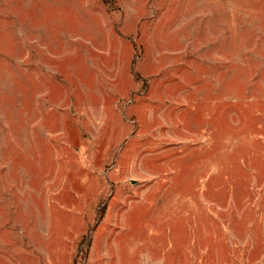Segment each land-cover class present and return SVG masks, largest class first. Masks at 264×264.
<instances>
[{
  "label": "rangeland",
  "instance_id": "1",
  "mask_svg": "<svg viewBox=\"0 0 264 264\" xmlns=\"http://www.w3.org/2000/svg\"><path fill=\"white\" fill-rule=\"evenodd\" d=\"M0 264H264V0H0Z\"/></svg>",
  "mask_w": 264,
  "mask_h": 264
}]
</instances>
